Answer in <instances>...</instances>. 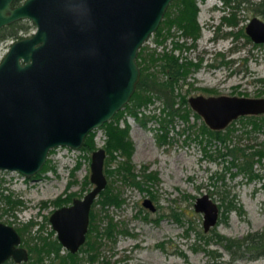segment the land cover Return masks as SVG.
Returning a JSON list of instances; mask_svg holds the SVG:
<instances>
[{
  "label": "rangeland",
  "instance_id": "rangeland-1",
  "mask_svg": "<svg viewBox=\"0 0 264 264\" xmlns=\"http://www.w3.org/2000/svg\"><path fill=\"white\" fill-rule=\"evenodd\" d=\"M195 2L199 26L195 39L179 34V29L172 25L170 34L163 41L155 42L153 31L139 48L153 50L156 55L166 51L183 60L199 62L177 88L185 93L186 98L194 94L264 97V42L252 41L244 31L251 16L264 21L263 17L245 2L238 7L225 5L222 0ZM230 12H234L235 25L224 24L221 19V15ZM17 23L25 27L17 32L21 36L30 34L35 28L27 18ZM239 29L245 36L241 33L223 35L224 31L238 32ZM14 39L16 37L8 35L0 40V58ZM173 40L182 41L187 47H173ZM161 101L155 98L152 103L141 107L146 115L144 123L125 111L117 118L119 126L125 122L128 126L132 170L139 177L145 165V171L156 172L157 179L145 185L149 191L114 179L113 191L121 201L118 205L108 204L104 209L117 231L113 239H100L98 259L107 260L109 264H262L264 255L232 257L223 242H217L214 237L205 242L204 237L216 233L233 239L264 230V157L253 162L252 169L257 175L248 178L229 163V155L221 156L224 151L222 141L212 138L205 142L198 131L199 124L204 122L197 113V116L189 113L186 120L174 114L171 123L164 127L165 139H158V134L163 132L159 123L160 108L164 106ZM180 105L176 98L173 107L181 108ZM150 114L153 116L149 117ZM238 118L227 125L233 126L230 144L264 142V130L251 131L249 123ZM93 131L94 147H102L103 129L99 126ZM90 153L80 147L51 148L45 159L47 167L30 177L0 169V190L3 193L10 191L13 197L23 202L12 211H2L5 203L0 197V221L16 229L31 219L35 225L31 226L29 233L34 234L37 224L41 223L44 234L51 228L45 217L59 206L51 200L67 195L81 197L92 187L89 181ZM114 164L112 162L109 166ZM214 173L218 178L215 179ZM221 192L233 198L234 207L223 210L219 204L216 223L203 231L202 213L193 206L195 198L206 193L212 201L220 203ZM145 197L151 199L154 210L141 204ZM43 201L46 204L41 206ZM98 207L99 204L95 203L92 208ZM173 212L177 213L178 221ZM197 231L203 238L197 236ZM27 234V231L19 233L20 237ZM20 243L26 248L23 241Z\"/></svg>",
  "mask_w": 264,
  "mask_h": 264
},
{
  "label": "water",
  "instance_id": "water-1",
  "mask_svg": "<svg viewBox=\"0 0 264 264\" xmlns=\"http://www.w3.org/2000/svg\"><path fill=\"white\" fill-rule=\"evenodd\" d=\"M171 0H0V27L29 19L34 30L12 41L0 58V169L33 176L57 146L74 149L128 101L139 77V46L158 26ZM244 31L264 42V21L251 16ZM212 130L242 115L264 113V97H187ZM103 147L91 150L92 187L47 219L62 247L75 252L85 239L90 204L104 187ZM142 205L153 210L147 197ZM202 229L218 219L206 193L195 198ZM16 229L0 221V264L26 261Z\"/></svg>",
  "mask_w": 264,
  "mask_h": 264
},
{
  "label": "trees",
  "instance_id": "trees-1",
  "mask_svg": "<svg viewBox=\"0 0 264 264\" xmlns=\"http://www.w3.org/2000/svg\"><path fill=\"white\" fill-rule=\"evenodd\" d=\"M225 5L231 7H238L240 3H248L252 5V9L255 13L260 14L264 19V0H222ZM197 11L198 7L195 0H171L166 7L163 16L154 30L155 42H161L164 38L170 34V27L175 25L179 29V33L185 37L195 39L199 34V26L197 23ZM224 24L235 25L234 12H230L229 15H221ZM19 28L14 30L8 35H12L16 38L21 37L17 32L19 29L23 30L24 25H17ZM4 26L0 27V30ZM243 33L242 29L238 32L224 31L223 35H233ZM2 36V35H1ZM0 36V37H1ZM173 47H187L184 42L173 40ZM141 46L137 50L136 63L139 68V77L135 84V88L131 93L128 101L123 105L121 109L116 111L113 116L105 121L101 128L105 134L104 143L102 147L105 151V157L103 160V172L106 176L107 182L104 187L98 192L97 198L93 200L92 206L88 212V226L85 233V239L79 246L76 252H69L63 249L55 234L53 235V229H48L44 234L41 232L42 224H37L34 234H30L31 226L35 225L33 220H28L21 223L16 229L18 233L23 234L27 231V236L21 235V240L24 242L28 251V258L26 261L13 262L12 260H5L2 264H109L107 260L98 259V247L100 239L102 237H111L113 231V223L110 221V217H107L105 213V206L108 204L118 205L121 201L120 196L113 191V181L115 178L121 181L136 186L140 189L149 191L146 186L149 181L156 180L157 175L154 171H145V165L142 166V172L138 177V174L132 170V164L130 162V154L132 152V144L128 135V126L125 122L123 126L117 124V118L123 111L132 115L134 118L139 119L141 123H144L146 115L140 110L141 107L152 103L155 98L162 100L164 104L160 108L161 115H159L160 127L163 128V132L158 134V139H165V130L169 123L172 121L174 114L178 115L182 119L186 120L188 114L192 111L187 103L185 93H181L177 90L179 84L185 81V78L191 71L198 66L199 62L191 61L190 59H181L179 55H174L170 52H162L156 55L153 50H143ZM227 61V60H226ZM222 62H225L224 60ZM206 89V88H205ZM176 98L181 104L180 107H173ZM141 115H138V113ZM153 116L152 114L149 115ZM238 119H243L249 123L251 131L264 130V114L257 115H242L238 116ZM233 126H227L225 130H212L209 129L204 123L199 124L198 131L205 138V142H209L210 139H217L223 142L224 151L221 152V156L229 155V163L232 166H236L238 171L243 172L248 178L254 177L257 174L252 169L254 161L260 160L264 157V142H255L239 145V143L231 142V130ZM250 131V130H249ZM93 130L89 131L82 142L80 148L82 150L94 149L93 142ZM210 155V154H209ZM118 156L123 158L118 159ZM114 162L113 166H109ZM47 167V162L43 163L40 168L44 170ZM218 178V175H213ZM210 175V177H213ZM146 185V186H145ZM220 192V191H219ZM220 203L223 206V210H229L234 207L233 198L227 197L220 193ZM0 197L4 200L5 207L2 211L14 210L23 202L21 199L13 197V194L9 191L3 193L0 190ZM72 197L67 195L66 197H56L50 202L56 206L67 204L71 201ZM95 203L99 204L97 209H93ZM45 201L41 206H44ZM173 217L178 221L179 217L176 212L172 213ZM47 218L45 217V220ZM101 222H103L101 224ZM203 230V229H202ZM125 232L124 230H121ZM198 237H202V233L196 232ZM217 242H223L225 248L229 250L232 257L242 256L248 254L249 257L255 258L260 255H264V230L250 232L241 238L230 239L222 235L214 234L208 237H204L205 242L213 238ZM203 238V237H202ZM264 264V262L262 263Z\"/></svg>",
  "mask_w": 264,
  "mask_h": 264
},
{
  "label": "flooded vegetation",
  "instance_id": "flooded-vegetation-1",
  "mask_svg": "<svg viewBox=\"0 0 264 264\" xmlns=\"http://www.w3.org/2000/svg\"><path fill=\"white\" fill-rule=\"evenodd\" d=\"M18 20H16V21H13V22H11V23H9V24H7V25H4V28L3 29H1L0 30V40L2 39V38H4V37H7L8 36V34L9 33H12L14 30H16V29H18L19 27L17 26L18 25ZM18 31H21V29H19ZM180 34V33H179ZM206 90V89H205ZM148 198V197H147ZM150 199V198H149ZM72 200V199H71ZM151 200V199H150ZM93 202V201H92ZM151 203H152V201H151ZM219 203V202H218ZM218 203H216L217 204V206H218V212H219V209H220V207H219V204ZM67 204H69V203H67ZM141 204H142V200H141ZM153 204V203H152ZM144 206V205H143ZM153 206H154V204H153ZM148 208V207H147ZM90 209V208H89ZM149 209V208H148ZM155 209V206H154V208H153V210ZM88 226V225H87ZM212 227V226H211ZM113 229H115L114 227H113ZM17 231V230H16ZM204 231V230H203ZM206 231V230H205ZM18 232V231H17ZM86 233V232H85ZM113 234H112V236L111 237H109L110 239H113L114 238V233H115V231H113L112 232ZM20 240H21V237H20ZM21 242H22V240H21ZM19 245L20 246H22V244L21 243H19ZM23 247V246H22ZM25 248V247H24ZM79 248V247H78ZM26 249V248H25ZM64 249V248H63ZM27 250V249H26ZM78 250V249H77ZM76 250V251H77ZM75 251V252H76ZM28 252V251H27ZM10 258H7L6 260H9ZM11 260V259H10ZM5 261V260H4ZM3 261V262H4ZM2 262V263H3ZM1 263V264H2Z\"/></svg>",
  "mask_w": 264,
  "mask_h": 264
}]
</instances>
